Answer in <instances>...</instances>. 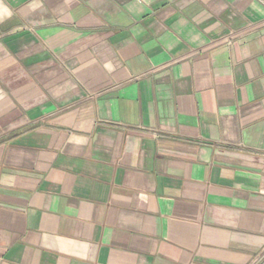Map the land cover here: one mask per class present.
Wrapping results in <instances>:
<instances>
[{
    "label": "crops",
    "instance_id": "crops-1",
    "mask_svg": "<svg viewBox=\"0 0 264 264\" xmlns=\"http://www.w3.org/2000/svg\"><path fill=\"white\" fill-rule=\"evenodd\" d=\"M0 264H264V5L0 0Z\"/></svg>",
    "mask_w": 264,
    "mask_h": 264
},
{
    "label": "built area",
    "instance_id": "built-area-1",
    "mask_svg": "<svg viewBox=\"0 0 264 264\" xmlns=\"http://www.w3.org/2000/svg\"><path fill=\"white\" fill-rule=\"evenodd\" d=\"M257 1L264 5V0H257ZM250 25H252V24H251V23L248 24V27H249ZM233 33H234V32L229 31V32L225 35V38L228 39L231 35H233Z\"/></svg>",
    "mask_w": 264,
    "mask_h": 264
}]
</instances>
